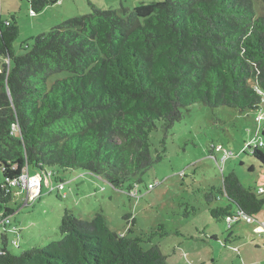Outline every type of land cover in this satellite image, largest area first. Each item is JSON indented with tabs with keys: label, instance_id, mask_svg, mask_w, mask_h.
I'll return each mask as SVG.
<instances>
[{
	"label": "trees",
	"instance_id": "trees-1",
	"mask_svg": "<svg viewBox=\"0 0 264 264\" xmlns=\"http://www.w3.org/2000/svg\"><path fill=\"white\" fill-rule=\"evenodd\" d=\"M56 3L32 0V12ZM122 12L92 7L20 55L17 18L0 23V220L13 211L10 182L27 170L81 169L120 190L164 159L166 148L152 152L159 122L171 129L196 104L242 114L262 105L264 0H165ZM59 74L67 76L49 84ZM252 154L264 167V153ZM217 195L228 199L211 210L218 221L264 208V193L234 173L206 200ZM60 231L61 240L21 255L5 232L0 264H168L160 246L145 250L143 238L111 229L102 213L83 220L66 210Z\"/></svg>",
	"mask_w": 264,
	"mask_h": 264
},
{
	"label": "rangeland",
	"instance_id": "rangeland-1",
	"mask_svg": "<svg viewBox=\"0 0 264 264\" xmlns=\"http://www.w3.org/2000/svg\"><path fill=\"white\" fill-rule=\"evenodd\" d=\"M162 1L58 0L33 13L32 0H0V23L17 18L20 33L14 50L20 55L33 47L36 38L68 19L90 14L92 7L122 15L123 8ZM255 11L257 16L263 14L262 3L255 1ZM65 76L55 75L49 84ZM182 113L171 129L159 122L151 134L154 157L166 148L164 159L120 190L81 169L48 174L31 170V176H42L39 196L28 201L26 192L15 194L11 225L6 233L0 229V245L4 233L15 255L59 241L63 215L70 210L83 220L104 214L111 229L143 238L145 250L160 246L168 264H264V208L253 217V224L239 220L228 229L227 222L216 220L211 213L227 206V197L217 195L218 201L211 203L206 200L213 188L223 187V178L231 173L246 188L264 189V167L252 154L255 145L264 143V98L258 110L246 114L203 104ZM212 146L223 150L214 152ZM260 150L264 153V148ZM226 152L232 156L224 161ZM163 228L168 235L162 236ZM213 234L218 244L212 242ZM232 235L238 238L229 244Z\"/></svg>",
	"mask_w": 264,
	"mask_h": 264
},
{
	"label": "built area",
	"instance_id": "built-area-1",
	"mask_svg": "<svg viewBox=\"0 0 264 264\" xmlns=\"http://www.w3.org/2000/svg\"><path fill=\"white\" fill-rule=\"evenodd\" d=\"M212 148L216 152H220L223 150L221 146H219V147L212 146ZM254 148H259V149L264 148V143L259 142V144L255 145ZM231 156H232L231 152H226V154L224 156V161L227 158H230ZM41 181H42L41 175L31 176L29 171L27 170L25 172V174L20 179L11 181L10 186L19 190V192H17L16 194L20 193V191L26 192L28 195V201H29V200H35V198H37L39 196V193H40L39 189H40ZM150 188H152V186H150ZM258 192L262 194V193H264V189H261ZM239 220H244L248 224H253V222H254V219L252 217L246 215L245 213H243L241 211L236 210L235 212H233V214L230 217L226 218L225 222L228 223V229H231L234 225V222H237ZM9 224H10V216H7V218L0 220V227L1 226L7 227ZM262 226L264 228V224ZM2 253L3 252L0 249V254H2Z\"/></svg>",
	"mask_w": 264,
	"mask_h": 264
},
{
	"label": "crops",
	"instance_id": "crops-1",
	"mask_svg": "<svg viewBox=\"0 0 264 264\" xmlns=\"http://www.w3.org/2000/svg\"><path fill=\"white\" fill-rule=\"evenodd\" d=\"M214 151V150H213ZM214 152H216V151H214ZM238 237H236V235H232L230 238H228L227 239V243H229L230 244V242H235L236 241V239H237ZM211 239H212V242H216L217 244L220 242L219 240H218V237L215 235V234H213L212 236H211ZM231 239V240H230ZM204 240V239H203ZM215 240H217V241H215ZM226 243V242H225ZM214 261V260H213ZM241 263L243 264V261H241Z\"/></svg>",
	"mask_w": 264,
	"mask_h": 264
}]
</instances>
